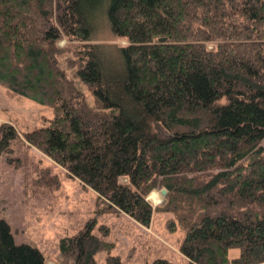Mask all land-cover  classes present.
<instances>
[{
  "label": "trees",
  "instance_id": "16d2710c",
  "mask_svg": "<svg viewBox=\"0 0 264 264\" xmlns=\"http://www.w3.org/2000/svg\"><path fill=\"white\" fill-rule=\"evenodd\" d=\"M102 21L126 44L91 43ZM0 85L51 107L24 140L105 210L171 213L187 264H264V0H0ZM15 135L0 123V153ZM92 228L59 239L69 264L109 248ZM0 264L46 263L0 219Z\"/></svg>",
  "mask_w": 264,
  "mask_h": 264
},
{
  "label": "rangeland",
  "instance_id": "374dc122",
  "mask_svg": "<svg viewBox=\"0 0 264 264\" xmlns=\"http://www.w3.org/2000/svg\"><path fill=\"white\" fill-rule=\"evenodd\" d=\"M94 35L91 43L126 44L109 31L104 21ZM64 44L63 40L58 42L59 47ZM75 45L70 44L72 49ZM211 46L207 43L208 48ZM65 57L73 55L69 52ZM65 57L59 60L66 76L75 80L92 105L90 91L73 77ZM52 116L50 106L0 85V123L10 124L16 134L8 149L0 153V219L7 223L14 243L36 247L46 264H69L59 253L58 241L90 222L92 233L109 245L94 254L96 264H106L108 256L118 257L120 264H155L157 259L168 264H187L178 250L184 232L171 213L155 209L148 225L143 226L122 212L107 211L104 205L96 203L93 190L67 175L62 167L24 140L25 132L47 125ZM153 126L159 137L168 136L158 123ZM160 189L165 188H154L146 196L152 207L163 200L165 194L161 195ZM151 192L157 193L156 201L148 197ZM170 222L173 229L168 226ZM236 255V249L228 251L229 259Z\"/></svg>",
  "mask_w": 264,
  "mask_h": 264
},
{
  "label": "water",
  "instance_id": "95a60500",
  "mask_svg": "<svg viewBox=\"0 0 264 264\" xmlns=\"http://www.w3.org/2000/svg\"><path fill=\"white\" fill-rule=\"evenodd\" d=\"M158 40H159V41H163L164 38L162 37V38H159ZM165 193H166L165 189H160V194H161V195H164Z\"/></svg>",
  "mask_w": 264,
  "mask_h": 264
}]
</instances>
